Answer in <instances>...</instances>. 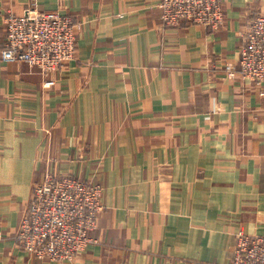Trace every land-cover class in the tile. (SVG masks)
Here are the masks:
<instances>
[{
  "label": "crops",
  "instance_id": "obj_1",
  "mask_svg": "<svg viewBox=\"0 0 264 264\" xmlns=\"http://www.w3.org/2000/svg\"><path fill=\"white\" fill-rule=\"evenodd\" d=\"M160 0H0L78 22L52 74L0 58V264H231L264 232V84L229 78L264 0H221L217 29L163 27ZM54 84L46 86L45 81ZM102 184L96 241L40 260L15 233L47 175Z\"/></svg>",
  "mask_w": 264,
  "mask_h": 264
},
{
  "label": "built area",
  "instance_id": "obj_2",
  "mask_svg": "<svg viewBox=\"0 0 264 264\" xmlns=\"http://www.w3.org/2000/svg\"><path fill=\"white\" fill-rule=\"evenodd\" d=\"M157 7L163 27L196 23L217 29L224 19L221 0H160ZM3 23V62H24L47 75L74 59L79 25L72 15L40 9L33 2L21 14L6 12ZM223 68L229 78L264 84V13L248 21L237 62ZM45 84L51 86L54 80ZM102 191V184L94 180L47 175L33 187L15 233L17 243L40 260L72 261L96 241ZM231 264H264V232L238 233Z\"/></svg>",
  "mask_w": 264,
  "mask_h": 264
}]
</instances>
